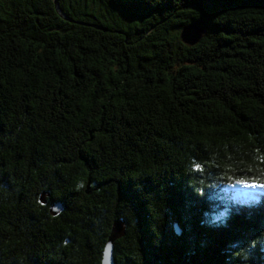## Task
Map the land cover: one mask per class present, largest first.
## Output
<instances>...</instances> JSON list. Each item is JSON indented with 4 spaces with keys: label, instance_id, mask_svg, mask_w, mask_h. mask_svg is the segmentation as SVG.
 Returning <instances> with one entry per match:
<instances>
[{
    "label": "trees",
    "instance_id": "16d2710c",
    "mask_svg": "<svg viewBox=\"0 0 264 264\" xmlns=\"http://www.w3.org/2000/svg\"><path fill=\"white\" fill-rule=\"evenodd\" d=\"M56 1L0 0V264H264V0Z\"/></svg>",
    "mask_w": 264,
    "mask_h": 264
},
{
    "label": "water",
    "instance_id": "95a60500",
    "mask_svg": "<svg viewBox=\"0 0 264 264\" xmlns=\"http://www.w3.org/2000/svg\"><path fill=\"white\" fill-rule=\"evenodd\" d=\"M55 5L57 7V1L55 0ZM61 15V14H60ZM182 42L187 45H195L201 39V33L198 29L196 24H191L185 27L181 34H180ZM59 208H52L51 212L53 215L58 213ZM124 226L122 223H115L113 226L112 235L109 237L108 241L105 244L101 264H116L114 255H113V248H114V241L123 235ZM176 232L179 234L178 229L176 228Z\"/></svg>",
    "mask_w": 264,
    "mask_h": 264
},
{
    "label": "snow or ice",
    "instance_id": "6c2138e0",
    "mask_svg": "<svg viewBox=\"0 0 264 264\" xmlns=\"http://www.w3.org/2000/svg\"><path fill=\"white\" fill-rule=\"evenodd\" d=\"M237 183H242V181H237ZM250 187H260V188H264V184H256V183H253L251 185H248Z\"/></svg>",
    "mask_w": 264,
    "mask_h": 264
},
{
    "label": "rangeland",
    "instance_id": "374dc122",
    "mask_svg": "<svg viewBox=\"0 0 264 264\" xmlns=\"http://www.w3.org/2000/svg\"><path fill=\"white\" fill-rule=\"evenodd\" d=\"M225 193H227V192H225ZM228 194H231V195H232V189H229V190H228ZM233 197H234L235 200L238 199V198H237V195L235 194V191H234V195H233Z\"/></svg>",
    "mask_w": 264,
    "mask_h": 264
}]
</instances>
